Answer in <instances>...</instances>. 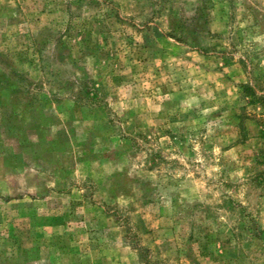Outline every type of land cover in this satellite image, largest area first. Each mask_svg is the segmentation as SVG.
<instances>
[{
  "label": "rangeland",
  "instance_id": "1",
  "mask_svg": "<svg viewBox=\"0 0 264 264\" xmlns=\"http://www.w3.org/2000/svg\"><path fill=\"white\" fill-rule=\"evenodd\" d=\"M0 264H264V0H0Z\"/></svg>",
  "mask_w": 264,
  "mask_h": 264
},
{
  "label": "trees",
  "instance_id": "2",
  "mask_svg": "<svg viewBox=\"0 0 264 264\" xmlns=\"http://www.w3.org/2000/svg\"><path fill=\"white\" fill-rule=\"evenodd\" d=\"M246 91H247V92H252V88H251V87H247V88H246ZM249 95H250V94H249ZM251 95H253V94H251ZM253 97H254V96H253ZM257 101H260V99L257 100ZM261 101H262V100H261Z\"/></svg>",
  "mask_w": 264,
  "mask_h": 264
}]
</instances>
